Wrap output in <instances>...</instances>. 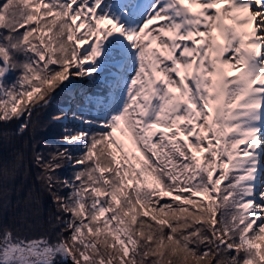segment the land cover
<instances>
[{
  "label": "snow or ice",
  "instance_id": "snow-or-ice-1",
  "mask_svg": "<svg viewBox=\"0 0 264 264\" xmlns=\"http://www.w3.org/2000/svg\"><path fill=\"white\" fill-rule=\"evenodd\" d=\"M85 77L104 91L33 160L58 230L0 224V264H264V0H0V123ZM122 123L139 170L106 150Z\"/></svg>",
  "mask_w": 264,
  "mask_h": 264
},
{
  "label": "trees",
  "instance_id": "trees-1",
  "mask_svg": "<svg viewBox=\"0 0 264 264\" xmlns=\"http://www.w3.org/2000/svg\"><path fill=\"white\" fill-rule=\"evenodd\" d=\"M31 2L32 0L30 5ZM70 99L71 97L65 93L59 100H54L49 106L34 112L27 121V129L22 133H18L22 121L0 123V133H7V135L0 134V224L10 226L14 231L29 238L47 236L49 233L54 235L58 230L55 216L62 214L57 212L50 195L43 190L38 178L40 169L33 160L37 151L47 156L50 152L56 151L58 146H63L64 129L73 127L74 124L57 121L54 117L61 110L67 112L65 106L70 105ZM130 137L135 151L141 156L131 134ZM106 150L112 153L114 151L112 146L107 147ZM134 162L136 169L139 170L143 164L142 158L135 159ZM61 175L71 178L72 169L66 168ZM137 179V176L130 172L126 177L124 191L131 192ZM139 179L144 180L145 177ZM147 183L152 184L150 175H147ZM141 190H144L143 185ZM155 199L165 202L170 201L171 197L157 189ZM192 199L196 200L194 197ZM179 203L175 201L174 206ZM184 207L189 208L190 211L196 210L195 205H184ZM144 211H148V208ZM153 215L156 213L149 211L147 217L138 216V219L151 220Z\"/></svg>",
  "mask_w": 264,
  "mask_h": 264
},
{
  "label": "rangeland",
  "instance_id": "rangeland-1",
  "mask_svg": "<svg viewBox=\"0 0 264 264\" xmlns=\"http://www.w3.org/2000/svg\"><path fill=\"white\" fill-rule=\"evenodd\" d=\"M79 35V34H78ZM75 36H76V33L73 37V41L72 43H75ZM232 74V76H234L236 73L233 71V72H230ZM90 81L88 78H83L82 80L80 79H77L74 81L73 85L70 87L73 88V90L77 89L80 85H84V83H86V86L89 87L91 86V83L90 82H87ZM87 89V88H86ZM73 93V92H72ZM88 95V92L85 93V95L82 97V95L78 94V95H74V96H77L76 98H80V99H83L84 100V97ZM73 100V98L71 99ZM80 104H82L83 102H79ZM69 109V110H68ZM67 113H68V118L67 119H64V120H57V121H63V122H68L70 124H74L75 122H73L71 120V111L72 110H77L79 111V108L77 107V104L75 102H71V104L69 106H67ZM155 132H157V130L155 129L154 130ZM126 140H124L122 137ZM113 139L119 144L121 145L120 148H117V147H114L112 146L113 148V154L116 156L117 160L120 161L122 164L125 165V167H127L129 164L132 166V168H137L134 162L135 159H141V156L138 152L135 151V147H134V144L132 142V139L130 137V133L128 131V129L125 127V125L122 123L120 128L113 134ZM128 141V142H127ZM131 144V146H129V144ZM238 148H242V145L238 146ZM239 151V149H238ZM205 154L203 153H197V156L198 157H202L204 156ZM123 157V159H122ZM240 158H243V157H240ZM125 161H127V163H125ZM230 174V173H229ZM221 187H223V185H221ZM194 199L196 200H201V201H205L207 200L205 197H194Z\"/></svg>",
  "mask_w": 264,
  "mask_h": 264
}]
</instances>
